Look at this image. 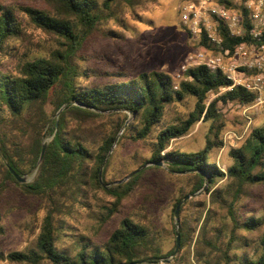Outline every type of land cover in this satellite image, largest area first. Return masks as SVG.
<instances>
[{"label": "trees", "instance_id": "1", "mask_svg": "<svg viewBox=\"0 0 264 264\" xmlns=\"http://www.w3.org/2000/svg\"><path fill=\"white\" fill-rule=\"evenodd\" d=\"M120 1L133 5L144 0H43L45 8H23L31 23L54 36L58 46L43 56L20 60L15 71L3 66L0 58V196L8 183H13L29 194L50 197L57 188L67 187L70 180L87 175L93 186L112 195L109 218L119 211L122 202L149 171L164 169L187 177L190 183V189H182L174 199L172 216L181 198L204 186V194L211 191L208 199L199 196L181 206L180 248L168 263L158 262L168 259L175 248L173 224L174 242L166 252L152 229L153 224L124 216L106 240L99 243L86 239L71 254L58 248L50 211L43 219L37 250L12 251L4 258L16 264H40L44 259L52 264H264V219L249 216L242 220L237 206L248 187L264 185V124L252 129L244 144L230 150L233 162L226 171L208 156L211 149L223 144V114L218 104H249L254 101L253 93L237 86L207 103L210 92L230 86V81L220 71H211L205 65L189 68L177 84L169 74L152 70L104 86L75 85L79 75L76 53L85 37L96 29L101 9H111L112 3ZM222 32L223 46L231 51L244 40L231 37L226 29L222 28ZM23 34L24 27L15 8L0 5V57L8 55L12 49L10 42L20 40ZM202 44L206 45L204 38ZM187 96L195 98L193 109L186 118L166 124L157 132L150 158L137 167L149 162H161L162 166L137 168L121 176L131 175L126 182L105 188L104 172L112 154L103 169V182L99 178L100 166L127 117L132 120L121 135L124 137L129 132L134 141L146 139L161 122L165 111ZM48 100L52 105L50 112L45 108ZM104 111L112 113L102 114ZM108 117L112 119L105 131H99L101 134L95 131ZM199 120L211 122L201 150H167L170 140L183 136ZM46 138L49 140L37 165ZM90 138L96 147L88 144ZM4 161L20 176L37 165L33 180L19 183ZM187 204L194 206L193 212L184 215ZM219 209H225V216L219 214ZM1 219L0 211V234L4 232ZM239 230L246 231L248 236L259 234L261 251L257 257L237 259L232 252L241 247L239 240L245 241L248 237L239 235ZM0 258H3L2 254Z\"/></svg>", "mask_w": 264, "mask_h": 264}, {"label": "rangeland", "instance_id": "2", "mask_svg": "<svg viewBox=\"0 0 264 264\" xmlns=\"http://www.w3.org/2000/svg\"><path fill=\"white\" fill-rule=\"evenodd\" d=\"M185 2L186 0H144L129 5L120 1L112 3L111 9L102 8L96 29L85 37L82 47L76 53L75 62L79 75L75 78V85L104 86L108 83L127 81L137 77L141 72L152 70L169 74L177 84L184 78L189 68L196 66L193 58L203 47L186 34L185 27L180 21V9ZM0 5L14 7L24 27L22 38L10 42L9 46L12 49L9 54L0 57L3 66L15 71V65L20 60L43 56L58 46L57 39L33 25L23 11L25 7L45 8L43 0H0ZM205 53L210 55L211 52L207 50ZM225 91L227 90L221 87L217 92H210L206 102H210ZM252 102L218 104L223 114L224 126L221 131L223 144L221 147L211 149L208 156L209 160L216 162L223 171H226L233 162L230 150L244 144L252 129L264 124V103L254 105ZM194 104L195 98L192 96L174 103L165 111L163 119L154 132L146 139L136 141L129 137V132H126L124 137L121 135L127 123L132 120L131 117H127L128 120L118 130L101 169V182H103V169L112 154L104 172L106 180L103 182L104 187L110 188L126 182L131 175L121 176L136 170L139 163L150 158L157 132L166 124L186 118ZM251 104L252 106L245 111L247 105ZM63 107L60 109L62 110ZM45 108L48 112L52 110L49 100ZM60 109L56 115L59 114ZM110 113L112 112L104 111L102 114ZM110 119L112 118H106L104 125H98L99 129L95 131L104 132ZM210 123L201 120L195 122L183 136L170 140L167 150L177 149L184 152L201 150L209 135ZM48 140L49 138H46L44 142L47 143ZM88 144L92 148L96 147L92 138L89 139ZM4 163L6 165L5 161ZM154 164L144 163L138 169ZM37 165L23 175L26 178L24 183L33 180ZM108 180L113 181L106 185L105 182ZM182 189L183 191L190 189L187 177L164 169L149 171L134 186L130 196L122 202L119 211L108 218L113 197L109 192L93 186L87 175L70 180L67 187L57 188L50 197L29 194L22 187L8 183L0 196L1 223L4 229L0 234V254L3 255L0 264H16L4 258L9 252L37 250V237L47 211L53 215L58 248L71 254H74L79 243L86 239L99 243L106 240L108 234L117 227L124 216L153 224L154 227H151L161 243L163 252H166L174 242L172 224L175 231L178 230L179 215L176 226L171 210L174 199ZM205 191L206 186L199 190V193L197 191L187 194H195L187 200L206 196L207 201L211 191L204 194ZM237 206L242 220L249 216L264 219V185L248 187L246 193L241 195ZM193 208L192 204L185 205L182 214L189 215L193 212ZM218 212L221 216H225V209H219ZM238 233L244 238L248 236L244 230H239ZM258 235H249L245 241H238L241 247L238 246L232 251L237 259L255 258L259 255L261 250ZM174 257L163 259L168 260L167 262L159 260L158 263L171 262ZM40 264L52 263L44 259Z\"/></svg>", "mask_w": 264, "mask_h": 264}, {"label": "built area", "instance_id": "3", "mask_svg": "<svg viewBox=\"0 0 264 264\" xmlns=\"http://www.w3.org/2000/svg\"><path fill=\"white\" fill-rule=\"evenodd\" d=\"M180 21L186 34L203 46L193 58L196 66L220 71L230 81L225 90L240 86L254 94L252 104L264 103V0H186ZM222 28L244 39L233 51L223 46Z\"/></svg>", "mask_w": 264, "mask_h": 264}, {"label": "water", "instance_id": "4", "mask_svg": "<svg viewBox=\"0 0 264 264\" xmlns=\"http://www.w3.org/2000/svg\"><path fill=\"white\" fill-rule=\"evenodd\" d=\"M61 110V109H60ZM46 142H43V144H42V147H41V151H40V155H39V159H38V162L37 163H40V161L42 160V158H43V155H44V151H45V147H46ZM105 161H106V157H105V159L103 160V162H102V164H101V167H100V170H99V178L101 179V169H102V167H103V165L105 164ZM156 165H161V162H156L155 163ZM6 166L8 167V169H9V171L12 173V175H14L15 176V178L19 181V182H21V183H24V182H26V178H25V176H20V175H18L11 167H9L8 165H7V163H6ZM205 188V186L203 187V189ZM197 193H199V191L197 192ZM193 195H195V194H191V195H186V196H184L177 204H176V206H175V209H174V212H173V214H174V218H175V223H176V226H177V223H178V215H179V210H180V207H181V204L185 201V200H187L190 196H193ZM175 234H176V239H175V248H174V250H173V252H172V254H171V257H174L175 255H176V253H177V251H178V249H179V247H180V236H179V232H178V230L176 229V231H175ZM163 262H167L168 260H162ZM137 263H139V262H132V263H130V264H137Z\"/></svg>", "mask_w": 264, "mask_h": 264}]
</instances>
